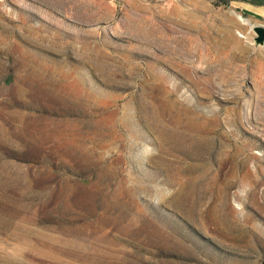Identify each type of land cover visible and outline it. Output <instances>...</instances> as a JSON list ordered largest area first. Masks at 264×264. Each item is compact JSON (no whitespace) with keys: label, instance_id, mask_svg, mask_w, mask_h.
Returning <instances> with one entry per match:
<instances>
[{"label":"rangeland","instance_id":"1","mask_svg":"<svg viewBox=\"0 0 264 264\" xmlns=\"http://www.w3.org/2000/svg\"><path fill=\"white\" fill-rule=\"evenodd\" d=\"M256 23L229 0H0V264H264Z\"/></svg>","mask_w":264,"mask_h":264},{"label":"crops","instance_id":"2","mask_svg":"<svg viewBox=\"0 0 264 264\" xmlns=\"http://www.w3.org/2000/svg\"><path fill=\"white\" fill-rule=\"evenodd\" d=\"M236 4L244 13L257 17L264 23V0H229Z\"/></svg>","mask_w":264,"mask_h":264},{"label":"water","instance_id":"3","mask_svg":"<svg viewBox=\"0 0 264 264\" xmlns=\"http://www.w3.org/2000/svg\"><path fill=\"white\" fill-rule=\"evenodd\" d=\"M252 30L254 32L253 43L254 46H261L264 44V24L256 23L252 25Z\"/></svg>","mask_w":264,"mask_h":264},{"label":"trees","instance_id":"4","mask_svg":"<svg viewBox=\"0 0 264 264\" xmlns=\"http://www.w3.org/2000/svg\"><path fill=\"white\" fill-rule=\"evenodd\" d=\"M225 1H227V0H225Z\"/></svg>","mask_w":264,"mask_h":264}]
</instances>
